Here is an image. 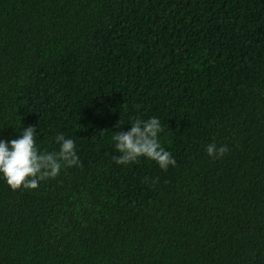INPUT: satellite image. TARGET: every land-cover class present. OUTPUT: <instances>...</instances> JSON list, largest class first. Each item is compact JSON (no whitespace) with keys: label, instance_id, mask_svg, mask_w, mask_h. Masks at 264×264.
<instances>
[{"label":"trees","instance_id":"trees-1","mask_svg":"<svg viewBox=\"0 0 264 264\" xmlns=\"http://www.w3.org/2000/svg\"><path fill=\"white\" fill-rule=\"evenodd\" d=\"M152 116L175 165L116 164ZM28 125L79 166L0 180V264H264V0H0V139Z\"/></svg>","mask_w":264,"mask_h":264},{"label":"clouds","instance_id":"clouds-1","mask_svg":"<svg viewBox=\"0 0 264 264\" xmlns=\"http://www.w3.org/2000/svg\"><path fill=\"white\" fill-rule=\"evenodd\" d=\"M120 126L118 120L115 127ZM36 129L37 125H28L16 138L0 139V180L12 190L21 186L34 189L40 181L56 177L63 167L79 166L72 138L57 133L54 141L58 148L45 151L36 146ZM162 131L161 121L156 116L134 120L126 131H112L114 148L119 153L112 159L118 165H127L143 157L154 161L162 170L175 165L174 157L160 143ZM227 150L225 145L218 146L216 143L205 146L206 155L212 159H219Z\"/></svg>","mask_w":264,"mask_h":264}]
</instances>
